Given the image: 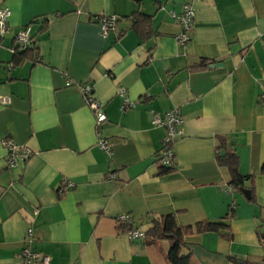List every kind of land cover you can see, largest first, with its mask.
Segmentation results:
<instances>
[{
  "label": "crops",
  "instance_id": "1",
  "mask_svg": "<svg viewBox=\"0 0 264 264\" xmlns=\"http://www.w3.org/2000/svg\"><path fill=\"white\" fill-rule=\"evenodd\" d=\"M186 3L195 18L184 49L169 11ZM0 8L11 11L0 34V264H27L26 248L49 264H170L171 237L132 240L122 214L146 234L170 215L189 228L180 264L264 258V0H0ZM136 13L150 19L141 32ZM104 16L117 19L108 33ZM22 31L36 55L16 64ZM81 84L103 105L101 129ZM120 88L133 108L122 109ZM173 110L181 136L174 170L160 174L166 129L153 119ZM9 140L31 157L8 165ZM223 141L252 177L249 198L218 161ZM205 222L224 228L199 232Z\"/></svg>",
  "mask_w": 264,
  "mask_h": 264
},
{
  "label": "built area",
  "instance_id": "2",
  "mask_svg": "<svg viewBox=\"0 0 264 264\" xmlns=\"http://www.w3.org/2000/svg\"><path fill=\"white\" fill-rule=\"evenodd\" d=\"M170 15L179 22L181 25V33L177 36V40L182 48L187 49L188 45L191 41L190 32L194 26V18H195V8L191 3H186L183 5L181 12L177 13L175 11H169ZM11 17V11L8 8H0V34L3 35L8 29V21ZM100 22V25L104 31V33H108L115 29L117 19L114 16L110 17H100L97 18ZM18 43V49L20 51H26L30 47V36L26 31L19 32L15 37ZM71 85V83H68ZM82 94L84 95V99L86 105L90 108L92 113L94 114L96 125L99 129L103 126V124L107 121V115L104 111L103 105L94 97L93 90L94 87L92 84H81L79 85ZM118 95L122 98V109H130L133 108L134 102L128 98L127 90L125 88H120ZM260 101L264 102V92L259 96ZM182 123L181 115L173 110L165 113L164 115H155L153 119V124L156 126H162L166 129V135L164 138V146L165 150L162 155V163L166 166H172L174 161V152L172 147L174 143L181 136V132L179 129L180 124ZM99 147L107 153H111V145L109 141L103 138L101 135L98 136ZM7 148L9 149L10 156L8 158V165L15 166L19 163H24L27 161L32 152L28 149H24L23 151L18 150L17 146L11 141H5ZM112 178L115 175L111 176ZM66 186H72L71 183H66ZM65 184L60 189V192L63 193L65 190ZM118 221L120 223L132 224L131 215L122 214L119 216ZM29 235L32 236V230H29ZM129 238L134 240L137 238H145L146 233L141 229L133 228L128 232ZM23 258L27 264L30 263H42L49 264L50 259L46 255H42L39 253L31 252L29 249H25L23 251Z\"/></svg>",
  "mask_w": 264,
  "mask_h": 264
},
{
  "label": "trees",
  "instance_id": "3",
  "mask_svg": "<svg viewBox=\"0 0 264 264\" xmlns=\"http://www.w3.org/2000/svg\"><path fill=\"white\" fill-rule=\"evenodd\" d=\"M135 21L134 27L139 31L145 30L147 24L149 23V18L147 16L140 15L138 13L134 14L132 17ZM36 49L30 48L26 51H20L18 48L14 53V59L16 64L22 63L26 59H35ZM209 62L207 60H202L200 62L201 66L207 65ZM220 150L225 151L224 157H219L218 161L220 164L228 167L232 180L230 182L231 188L234 191L241 192L242 189L248 188L247 182L252 179L250 176H243L239 172V158L234 150L227 148L226 141L222 142ZM175 160V157H174ZM160 163V174L170 173L174 170V161L172 166H166L159 160ZM264 172V167L262 168ZM252 181V180H251ZM253 191V187L249 188ZM253 201V197L251 198ZM127 224H121L120 226H125L128 231H131L133 227L126 226ZM224 226L222 224H215L210 222H205L197 225V230L199 232L214 231L219 232ZM189 231V228H181L176 226L175 217L170 215L154 221V227L152 230L146 234V237L152 238V240L159 239L161 237H171L173 246L168 255V260L170 264H180L177 262L180 251L184 246L183 237ZM259 237L264 240V230L259 232ZM240 264H264V258L260 261H246Z\"/></svg>",
  "mask_w": 264,
  "mask_h": 264
},
{
  "label": "water",
  "instance_id": "4",
  "mask_svg": "<svg viewBox=\"0 0 264 264\" xmlns=\"http://www.w3.org/2000/svg\"><path fill=\"white\" fill-rule=\"evenodd\" d=\"M220 65L222 66V64H219V65H213V66H211V67H219ZM224 155H225V152L222 151V152H221V156H224ZM242 192L245 194V196H246L247 198L250 197V192H249V190L242 189Z\"/></svg>",
  "mask_w": 264,
  "mask_h": 264
}]
</instances>
